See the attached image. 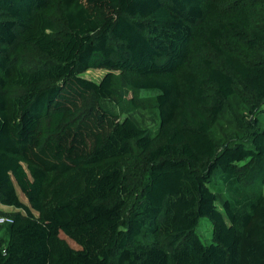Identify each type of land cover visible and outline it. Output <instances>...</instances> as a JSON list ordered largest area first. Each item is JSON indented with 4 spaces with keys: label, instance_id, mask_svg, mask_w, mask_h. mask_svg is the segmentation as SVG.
<instances>
[{
    "label": "trees",
    "instance_id": "trees-1",
    "mask_svg": "<svg viewBox=\"0 0 264 264\" xmlns=\"http://www.w3.org/2000/svg\"><path fill=\"white\" fill-rule=\"evenodd\" d=\"M0 213V264H264V0H0Z\"/></svg>",
    "mask_w": 264,
    "mask_h": 264
},
{
    "label": "rangeland",
    "instance_id": "rangeland-1",
    "mask_svg": "<svg viewBox=\"0 0 264 264\" xmlns=\"http://www.w3.org/2000/svg\"><path fill=\"white\" fill-rule=\"evenodd\" d=\"M104 71L103 68H88L82 72V75L97 80ZM151 94L152 93L149 91H137L138 97H147ZM241 107V103L237 97L231 96L229 99V106H225L219 113L216 124L212 128L211 135L216 140H220L225 132L232 131L236 128L235 117L239 114ZM115 109L118 108L115 107ZM126 114L133 118L139 126L155 131L158 124V116L155 109L147 111L145 109H131L128 110ZM120 115H123V113H120ZM21 197L24 198L22 194ZM209 228L210 224L208 219L205 216L202 217L196 226V231L203 240L209 238Z\"/></svg>",
    "mask_w": 264,
    "mask_h": 264
},
{
    "label": "built area",
    "instance_id": "built-area-1",
    "mask_svg": "<svg viewBox=\"0 0 264 264\" xmlns=\"http://www.w3.org/2000/svg\"><path fill=\"white\" fill-rule=\"evenodd\" d=\"M11 221V217L9 215H5L0 213V223Z\"/></svg>",
    "mask_w": 264,
    "mask_h": 264
},
{
    "label": "crops",
    "instance_id": "crops-1",
    "mask_svg": "<svg viewBox=\"0 0 264 264\" xmlns=\"http://www.w3.org/2000/svg\"><path fill=\"white\" fill-rule=\"evenodd\" d=\"M5 208H7V207H5Z\"/></svg>",
    "mask_w": 264,
    "mask_h": 264
}]
</instances>
